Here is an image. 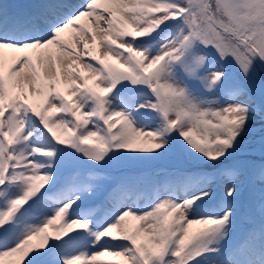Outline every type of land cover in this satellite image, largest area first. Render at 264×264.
<instances>
[{"label":"snow or ice","instance_id":"1","mask_svg":"<svg viewBox=\"0 0 264 264\" xmlns=\"http://www.w3.org/2000/svg\"><path fill=\"white\" fill-rule=\"evenodd\" d=\"M0 264H264V0H0Z\"/></svg>","mask_w":264,"mask_h":264},{"label":"rangeland","instance_id":"2","mask_svg":"<svg viewBox=\"0 0 264 264\" xmlns=\"http://www.w3.org/2000/svg\"><path fill=\"white\" fill-rule=\"evenodd\" d=\"M16 1L18 0H8L9 3H16ZM170 163H171V160L169 158H165V159H162L156 162L145 163L144 166L142 167L140 166V171H142L145 174L152 173L156 171L157 169L166 167ZM243 227H244V220H243V217H241L237 221V230L239 231Z\"/></svg>","mask_w":264,"mask_h":264},{"label":"trees","instance_id":"3","mask_svg":"<svg viewBox=\"0 0 264 264\" xmlns=\"http://www.w3.org/2000/svg\"><path fill=\"white\" fill-rule=\"evenodd\" d=\"M142 166H144V164H143V165H141V167H142Z\"/></svg>","mask_w":264,"mask_h":264}]
</instances>
